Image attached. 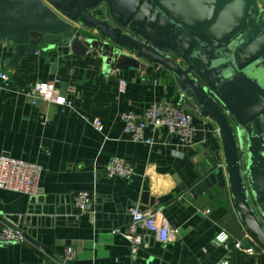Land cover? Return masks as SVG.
Here are the masks:
<instances>
[{"label":"crops","instance_id":"0c3cea01","mask_svg":"<svg viewBox=\"0 0 264 264\" xmlns=\"http://www.w3.org/2000/svg\"><path fill=\"white\" fill-rule=\"evenodd\" d=\"M254 3L264 6V0ZM78 36L94 43L85 56L69 46L47 50L43 45L17 67L11 66L15 46L0 43V71L9 77L6 87L0 83V155L44 167L34 202L0 189V226L17 218L16 226L29 236L23 245L0 246V264H66L69 247L76 257L68 264H264V252L235 247L248 236L228 185L204 189L199 182L203 167L223 156L215 122L201 115L163 68L133 56L114 64L96 31L81 28ZM56 79L62 95L69 86L75 89L72 108L41 99L33 104L34 87ZM154 104L181 105L193 114L194 147H181L176 136L162 130L148 132L153 145L128 141L121 114ZM95 120H101V131ZM113 158L133 164L132 179L107 177ZM81 191L94 197L93 213L76 210L74 195ZM136 207L162 210L174 234L161 243L144 231L133 260L129 243L112 231L124 230ZM221 233L228 234L229 249L217 241Z\"/></svg>","mask_w":264,"mask_h":264},{"label":"water","instance_id":"95a60500","mask_svg":"<svg viewBox=\"0 0 264 264\" xmlns=\"http://www.w3.org/2000/svg\"><path fill=\"white\" fill-rule=\"evenodd\" d=\"M102 3L107 20L98 11ZM81 28L105 40L109 62L133 56L172 74L201 115L215 122L223 156L203 167L199 182L204 189L228 185L248 236L241 248L264 252V6L254 0H0V43L15 46L12 67L43 45L85 56L94 43L78 36ZM5 222L22 232L17 218Z\"/></svg>","mask_w":264,"mask_h":264},{"label":"built area","instance_id":"2783aa9c","mask_svg":"<svg viewBox=\"0 0 264 264\" xmlns=\"http://www.w3.org/2000/svg\"><path fill=\"white\" fill-rule=\"evenodd\" d=\"M38 53V52H37ZM9 77L0 71V83L7 86ZM59 80L41 82L34 87L31 96L33 104L38 99L51 104L72 108L70 95L75 92L72 86L67 87L66 93L61 94L58 88ZM1 89V86H0ZM124 123V133L128 141L153 145L152 135L157 131H165L169 135L176 136L179 145L191 149L195 145L196 129L193 125V114L181 105L154 104L142 112L128 110L121 114ZM94 127L97 131L102 130L101 120H95ZM151 132L152 135H149ZM44 167L39 163L28 162L13 158L10 155H0V189L17 192L28 197H36L40 190L41 178ZM105 172L108 178L132 179L135 174L134 166L130 162L119 158H113L106 166ZM74 206L79 214L93 213L94 197L87 191L77 192L74 195ZM132 221L124 230H114L113 234H120L131 247L132 259L135 260L144 240V231L153 235L161 243H167L174 234L170 222L162 210L131 209ZM217 241L227 249L229 236L221 233ZM27 242L26 236L10 226H0V246L13 244L23 245ZM235 247L242 250L240 243ZM250 252L251 251H247ZM76 252L72 247L65 249L64 262L74 260Z\"/></svg>","mask_w":264,"mask_h":264},{"label":"rangeland","instance_id":"374dc122","mask_svg":"<svg viewBox=\"0 0 264 264\" xmlns=\"http://www.w3.org/2000/svg\"><path fill=\"white\" fill-rule=\"evenodd\" d=\"M98 11H100L102 13V11L104 12V16L106 17V19L109 18L108 16V8H107V5L105 3H102L99 7H98ZM103 14V13H102ZM243 145H245V137H243Z\"/></svg>","mask_w":264,"mask_h":264}]
</instances>
